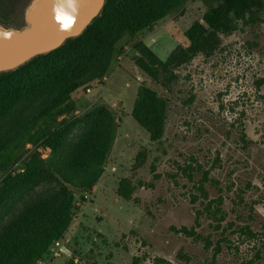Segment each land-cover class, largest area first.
Listing matches in <instances>:
<instances>
[{
    "label": "rangeland",
    "instance_id": "rangeland-1",
    "mask_svg": "<svg viewBox=\"0 0 264 264\" xmlns=\"http://www.w3.org/2000/svg\"><path fill=\"white\" fill-rule=\"evenodd\" d=\"M30 1L1 0L4 26H23ZM218 3L187 0L180 13L124 40L100 83L72 94L73 110L58 121L105 105L115 117V138L98 183L90 191L69 187L74 208L64 252L49 251L38 264H63L69 257L82 264H264V12L258 24L239 23L222 36L212 57L197 56L181 68L168 92L134 64L137 41L164 60L186 44L185 30ZM142 86L170 102L159 143L130 117ZM36 150L47 158L48 149ZM140 152L146 162L133 172ZM21 168L19 162L12 171ZM204 176L206 197L198 191ZM127 178L135 186L130 201L116 194ZM246 227L253 237L243 233Z\"/></svg>",
    "mask_w": 264,
    "mask_h": 264
},
{
    "label": "trees",
    "instance_id": "trees-1",
    "mask_svg": "<svg viewBox=\"0 0 264 264\" xmlns=\"http://www.w3.org/2000/svg\"><path fill=\"white\" fill-rule=\"evenodd\" d=\"M186 2L105 0L98 17L80 36L0 74V264H38L48 256L72 221L74 195L69 187L90 191L103 174L115 138L114 114L98 104L58 121L73 110L72 94L103 80L124 40L135 39L180 13ZM263 12L264 0H219L185 30L186 44L176 45L164 60L137 41L133 48L139 56L134 64L151 83L168 92L181 68L197 56L212 57L221 47L222 36L239 23L258 24ZM169 105L167 97L150 87L137 91L130 117L153 143L161 142L164 135ZM27 145L48 149L47 158H41L36 149H26ZM19 162L20 171H12ZM145 162L146 155L140 152L133 172ZM205 182L207 176L198 186L203 197ZM134 190L129 178L121 179L116 194L130 201ZM212 203L219 205L220 199L210 201L206 211ZM215 211L219 212L218 207ZM243 233L253 237L247 227ZM190 234L197 236L192 230ZM219 252L218 245L213 260ZM63 264L82 261L69 257Z\"/></svg>",
    "mask_w": 264,
    "mask_h": 264
},
{
    "label": "water",
    "instance_id": "water-1",
    "mask_svg": "<svg viewBox=\"0 0 264 264\" xmlns=\"http://www.w3.org/2000/svg\"><path fill=\"white\" fill-rule=\"evenodd\" d=\"M105 0H31L24 25H0V74L76 38L100 14Z\"/></svg>",
    "mask_w": 264,
    "mask_h": 264
},
{
    "label": "built area",
    "instance_id": "built-area-1",
    "mask_svg": "<svg viewBox=\"0 0 264 264\" xmlns=\"http://www.w3.org/2000/svg\"><path fill=\"white\" fill-rule=\"evenodd\" d=\"M89 91H90V89H87V92H89ZM52 250H54V251L55 250H60V251L62 250L61 252H64L63 247H62V239H59L53 243V245L50 248V252H54Z\"/></svg>",
    "mask_w": 264,
    "mask_h": 264
},
{
    "label": "flooded vegetation",
    "instance_id": "flooded-vegetation-1",
    "mask_svg": "<svg viewBox=\"0 0 264 264\" xmlns=\"http://www.w3.org/2000/svg\"><path fill=\"white\" fill-rule=\"evenodd\" d=\"M0 11H6V9H5V7L2 5V3H1V0H0ZM5 21H3V19L0 17V25H2V26H4L5 25V23H4ZM5 27V26H4ZM6 28H13V27H6ZM14 29H17V28H14Z\"/></svg>",
    "mask_w": 264,
    "mask_h": 264
}]
</instances>
